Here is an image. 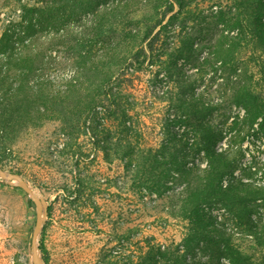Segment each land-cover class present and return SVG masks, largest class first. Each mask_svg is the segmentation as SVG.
<instances>
[{
	"label": "rangeland",
	"instance_id": "1",
	"mask_svg": "<svg viewBox=\"0 0 264 264\" xmlns=\"http://www.w3.org/2000/svg\"><path fill=\"white\" fill-rule=\"evenodd\" d=\"M49 1L0 0V57L6 53L33 59V68L22 78L19 69L6 64L0 66V74H7L14 84L65 87L81 77L80 56L97 60L111 52L117 61L111 70L128 67L126 62L134 59L137 67H129L134 68L132 75L108 83L117 96V113L111 107L104 111L109 101L97 95L93 76L94 83L84 93L100 96L103 105L87 114L85 125L72 128L58 119H42L37 126L22 122L7 138L0 135V167L21 174L47 203L39 236L44 263L154 264L147 263V252L165 246L181 264H214L216 258L204 242H184L192 227L178 216L177 190L184 182L169 178L163 192L149 191L138 185L133 164L125 168V161L129 148L144 153L159 149L170 137L166 128L177 138L183 135L190 145L201 121L226 133L216 146L237 157L243 153L241 166H264V139L256 132L257 124L254 130H232L231 136L228 132L230 117L245 113L231 102L239 80L264 99V63L257 57L247 60L250 47L242 49L238 71L227 80L228 70L220 69L210 53L223 29L213 15L221 8L233 10L235 0H185L182 10L175 7V15H167L156 27L151 51L141 40L144 23H153L149 0H96L89 11L60 28L41 23L39 9ZM141 48L144 53H139ZM193 98L196 104L191 105L187 99ZM120 110L134 124V135L117 127ZM203 155L202 150L195 152L188 167H204ZM226 182L227 177L223 185ZM28 199L19 187L0 179V264H31L35 208ZM263 208L258 207L262 215ZM201 210L211 227L233 233V245L258 256L252 236L237 226L226 208L207 203ZM219 261L227 264L223 257Z\"/></svg>",
	"mask_w": 264,
	"mask_h": 264
},
{
	"label": "trees",
	"instance_id": "2",
	"mask_svg": "<svg viewBox=\"0 0 264 264\" xmlns=\"http://www.w3.org/2000/svg\"><path fill=\"white\" fill-rule=\"evenodd\" d=\"M95 1L51 0L46 2L39 9L41 23L60 28L69 20L89 11L96 3ZM149 4L154 12L149 15V20L153 23L148 24L142 21L144 31L141 40L146 42V49L151 51L158 37L157 32L155 33L156 27L167 15L174 12L175 7L182 10L186 2L185 0H149ZM213 16H217L216 22L221 23L223 29L210 53L211 57L219 62L220 69L228 70L225 79H233L238 71L236 63L241 62L238 55L242 49L250 47L247 60H255L257 57L264 63L262 59L264 56V0H235L233 10L221 8ZM98 27L101 31L103 30L101 24ZM224 30L227 31L226 34L223 33ZM190 48L191 42L187 44V49L190 50ZM144 51L145 48H141L139 53ZM135 62L137 59L126 62L128 67H120L118 71H115L111 70L112 65L117 63L112 52L97 60L80 56L77 64L80 67L81 77L75 81H69L65 87L59 85L46 87L42 82L39 88L28 85L24 81L14 84V80L7 74H0V135L7 138L15 133L16 126L21 125L22 122L31 121L37 126L40 125L38 121L42 119H58L72 128L77 127V124L79 127L81 123L85 125L87 114L97 106L103 105L100 96L95 97L84 93L91 83H94L91 79L93 76L97 80L94 85L97 95L101 94L109 101L103 107L104 111H108L110 107L115 110L114 108L118 106L117 96L108 83L114 82L123 74L132 75L134 68L137 67ZM32 63L31 57L20 54L12 56L5 53L3 57H0V66L6 64L7 67L19 69L18 74L21 78L33 68ZM129 67L134 68L129 69ZM187 100L191 105L196 104L194 98ZM231 102L242 107L245 113L242 117L240 115L230 117L228 132L238 130L239 134L244 127L254 130V124H257L256 132H260L264 139V99L261 95L255 94L248 83L239 80L231 94ZM115 112L117 113L116 110L113 111ZM115 119H118L117 127L120 126L129 135L135 134L134 124L128 123L130 119L124 110H120L119 116L115 115ZM195 130V136L190 145L187 139H183V135L177 138L169 128H166L170 137L162 141L159 149L154 151L150 149L144 153L134 152L129 148L126 152L125 168L133 164L135 181L149 191L163 192L169 187V180L173 182L179 179L184 182V185L177 190L178 196H181L178 216L192 224L189 237L184 241L187 246H190L192 242H204V248L210 249L216 258L214 264H221L219 256L225 258L227 264H264V215L258 209L260 206L264 207V166L258 169L253 165L241 166L239 160L243 153L240 152L242 156L237 157L232 155L228 148H217V141L226 134L222 130L218 131L216 127L206 123L203 125L201 121L197 122ZM127 146L130 147L129 143ZM5 149L4 147L3 150ZM200 150L204 152L202 158L205 157L207 164L204 167H188L189 160L193 159L192 155ZM103 152L106 156L105 149ZM237 168L242 170L240 176L235 172ZM225 177L227 182L223 185ZM256 177L259 180H256ZM28 202L31 203L29 199ZM207 203H217L235 217L237 226L252 236L251 241L258 256L245 253L238 246L233 245L231 241L234 238L231 231L209 225L210 218L205 217L201 210V205ZM39 247L44 252L42 244ZM146 255L147 263L169 264L174 257L170 264H181V259L165 246H157L155 253L149 251ZM44 260L46 261V256Z\"/></svg>",
	"mask_w": 264,
	"mask_h": 264
},
{
	"label": "water",
	"instance_id": "3",
	"mask_svg": "<svg viewBox=\"0 0 264 264\" xmlns=\"http://www.w3.org/2000/svg\"><path fill=\"white\" fill-rule=\"evenodd\" d=\"M0 179L19 187L27 194L35 208V222L30 235L29 255L31 264H45L39 247V236L48 213V206L40 193L31 187L25 178L17 173L0 167Z\"/></svg>",
	"mask_w": 264,
	"mask_h": 264
}]
</instances>
